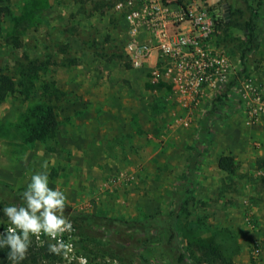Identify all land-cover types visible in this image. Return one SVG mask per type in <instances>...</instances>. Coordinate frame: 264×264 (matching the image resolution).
<instances>
[{
  "label": "rangeland",
  "instance_id": "obj_1",
  "mask_svg": "<svg viewBox=\"0 0 264 264\" xmlns=\"http://www.w3.org/2000/svg\"><path fill=\"white\" fill-rule=\"evenodd\" d=\"M116 1L0 0V79L14 80V90L0 99V180L26 188L34 172L47 170L49 186L65 192L66 206L142 219L173 206L216 92L190 104L167 74L134 68ZM224 4L211 7L215 44L230 55L234 74L245 67L239 77L251 74L262 83L264 33L242 60L244 28L230 22L231 8L225 18ZM34 59L39 67L21 77L18 62ZM51 108L57 128L36 136L32 129ZM129 108L132 128L124 115ZM245 118L241 100L209 121L206 151L183 198L177 228L196 264H208L200 261L206 246L220 249L225 264H264V117L252 125ZM222 155L234 157L232 171L219 167ZM64 214L73 232L62 238H71L74 252L66 259L48 251L56 264H135L120 257L135 242L133 233L116 243ZM7 225L0 214V229ZM31 242L40 247L49 239L41 234Z\"/></svg>",
  "mask_w": 264,
  "mask_h": 264
},
{
  "label": "trees",
  "instance_id": "obj_2",
  "mask_svg": "<svg viewBox=\"0 0 264 264\" xmlns=\"http://www.w3.org/2000/svg\"><path fill=\"white\" fill-rule=\"evenodd\" d=\"M231 8V20L241 24L244 28L245 40L242 48V60H245L247 53L252 50L257 40L264 33V0H225ZM21 77L29 75L32 70L39 67L38 59L29 60L27 63L20 60ZM244 68L234 74L226 85L216 92L211 107L204 113L200 122L197 139L190 153L186 173L177 182V189L174 192V202L170 211L163 214H156L142 219H123L98 215L91 212L78 210L66 206L65 211L71 219L84 226H89L100 233H103L109 240L116 243H126L122 239V234L133 233L135 242L129 244L128 252H121L123 259H128L135 264H196L190 255L187 254L180 241V235L177 228L180 208L183 198L192 187L199 165L202 161L204 152L210 139L209 121L215 118L222 111H233L241 105V99L234 88L239 76L244 72ZM14 80L1 76L0 79V99H3L9 91L14 90ZM38 123L32 129L36 136L41 135L48 129H56L58 120L53 108L47 109L40 117ZM218 165L221 169L232 171L235 167V160L232 155H222ZM24 187L14 188L8 183L0 180V206H6L12 203L23 204L21 193ZM154 241H150V237ZM126 241V240H125ZM47 251L45 254L44 251ZM200 261L208 264H225L226 257L217 247L206 246L202 249ZM9 249L5 247L0 250V264H12L7 258ZM48 243L45 246L37 247L36 242H31L26 255L19 264H37L38 260L44 261V264H56L49 256ZM56 255V254H54ZM121 258V259H122Z\"/></svg>",
  "mask_w": 264,
  "mask_h": 264
},
{
  "label": "built area",
  "instance_id": "obj_3",
  "mask_svg": "<svg viewBox=\"0 0 264 264\" xmlns=\"http://www.w3.org/2000/svg\"><path fill=\"white\" fill-rule=\"evenodd\" d=\"M115 8L128 23L123 44L129 63L140 67L155 56L153 74H167L190 104H198L208 87L220 90L235 73L228 52L212 45L216 20L208 0H117ZM235 89L246 124L262 119L264 82L248 74Z\"/></svg>",
  "mask_w": 264,
  "mask_h": 264
},
{
  "label": "clouds",
  "instance_id": "obj_4",
  "mask_svg": "<svg viewBox=\"0 0 264 264\" xmlns=\"http://www.w3.org/2000/svg\"><path fill=\"white\" fill-rule=\"evenodd\" d=\"M48 168V162L42 164ZM23 204L0 206V214L7 217L8 227L0 230V250L9 249L7 258L19 264L26 255L32 237L43 234L49 239L48 250L66 259L74 252V244L63 234L73 232L72 221L64 214L66 194L49 186V172H34L21 193ZM51 241H55L52 243Z\"/></svg>",
  "mask_w": 264,
  "mask_h": 264
},
{
  "label": "crops",
  "instance_id": "obj_5",
  "mask_svg": "<svg viewBox=\"0 0 264 264\" xmlns=\"http://www.w3.org/2000/svg\"><path fill=\"white\" fill-rule=\"evenodd\" d=\"M179 1H181V0H179ZM208 2H209V5H211V7L212 8H214V6H215V4H217V0H208ZM211 8V9H212ZM120 12H122V11H120ZM122 15H123V23L125 24V28H124V30H123V32H127V27H128V23H127V20L125 19V17H124V13L122 12ZM214 37H215V35H214ZM213 44V46L214 47H217V48H221V47H218L216 44H215V41H214V38H213V42H212ZM154 63H155V56L151 59V60H149L148 62H146L143 66H140V67H134V68H140V69H143V70H145V71H147V72H151V70H152V68L154 67ZM211 90L212 91H215V89H213V88H211V87H208V88H206L205 90H204V93H203V95H202V100L199 102V103H201L205 98H206V96H208L209 94H208V92H210L211 93ZM216 92V91H215ZM127 105H133V104H130V103H128ZM209 109V108H208ZM207 109V110H208ZM206 110V111H207ZM133 111L134 110H132V109H128L127 111H126V113L124 114L125 115V120H126V122H127V126L129 127H131V120H132V116H133ZM205 111V112H206ZM123 111H121V112H119V114H118V118H119V116H122L123 115V113H122ZM204 112V113H205ZM143 115H145V113H143ZM121 119L122 120H124V116H123V118L121 117ZM124 126V125H123ZM122 126V127H123ZM132 128V127H131ZM198 135V134H197ZM193 146H194V144H193ZM192 151V150H191ZM191 151H190V153H191ZM189 157H190V154H189ZM189 157H188V159H189ZM203 159V158H202ZM202 162V161H201ZM201 164V163H200ZM187 165H188V162H187ZM200 166V165H199ZM186 169H187V167H186ZM185 169V170H186ZM198 172V171H197Z\"/></svg>",
  "mask_w": 264,
  "mask_h": 264
},
{
  "label": "water",
  "instance_id": "obj_6",
  "mask_svg": "<svg viewBox=\"0 0 264 264\" xmlns=\"http://www.w3.org/2000/svg\"><path fill=\"white\" fill-rule=\"evenodd\" d=\"M224 10H225L224 11L225 18L229 19V17H230V6L227 3L224 4Z\"/></svg>",
  "mask_w": 264,
  "mask_h": 264
}]
</instances>
